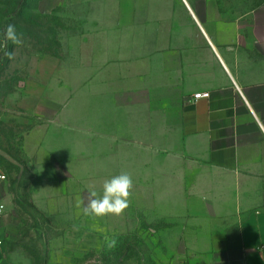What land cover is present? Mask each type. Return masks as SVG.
I'll list each match as a JSON object with an SVG mask.
<instances>
[{
    "label": "crops",
    "instance_id": "obj_1",
    "mask_svg": "<svg viewBox=\"0 0 264 264\" xmlns=\"http://www.w3.org/2000/svg\"><path fill=\"white\" fill-rule=\"evenodd\" d=\"M158 9L147 36L139 21L131 36L118 21L116 32L101 22L107 35L86 40L77 101L61 98L60 87L52 102L36 95L41 126L21 133L20 149L54 175L34 183V204L45 199L53 214L91 221L77 197L86 203L90 186L101 193L105 180L127 172L133 195L115 216L122 235L154 237L150 246L183 264H264V1L168 0ZM27 94L20 87L14 100ZM17 108V116L29 112L21 101ZM0 148L24 170L26 161ZM6 162L0 156V264H34L12 246Z\"/></svg>",
    "mask_w": 264,
    "mask_h": 264
},
{
    "label": "rangeland",
    "instance_id": "obj_2",
    "mask_svg": "<svg viewBox=\"0 0 264 264\" xmlns=\"http://www.w3.org/2000/svg\"><path fill=\"white\" fill-rule=\"evenodd\" d=\"M166 3L168 0H37L31 17L26 11L14 18L16 23L12 24L22 36L23 44L15 45V58L10 60L4 55L5 51L9 52L4 30L11 24L9 15L16 9L11 0H0V143L27 165L21 170L12 162L4 164L16 222L12 246L34 264H183L174 262L175 258L166 259L165 254L158 251L160 247L150 246L154 237L134 236L133 229H125L122 235L113 215L86 222L70 221L63 217L68 214H53L50 206L45 207V203L49 204L45 199L41 208L36 206L34 183L52 180L54 174L38 171L31 158L20 149L19 140L21 133L24 135L36 125L41 126V121H37L31 111L36 95H43L49 103L55 95L59 96L55 89L60 87L64 93L60 94L61 98L65 95L68 101L78 100L81 94L77 96L75 88L83 91L86 40L101 37L102 32L107 35V29L101 27L102 21L105 28L113 23L115 32L118 21L124 36H131L133 22L139 21L141 36H147L144 31L148 30L149 16ZM20 87H27L28 94L15 101V92ZM20 101L29 107V112L18 117ZM51 113L50 107L45 109L46 124L52 122ZM75 175L78 180L84 174ZM65 180L71 178L65 175L61 181ZM42 191L52 190L39 189ZM112 240L116 241L115 246L109 247Z\"/></svg>",
    "mask_w": 264,
    "mask_h": 264
},
{
    "label": "clouds",
    "instance_id": "obj_3",
    "mask_svg": "<svg viewBox=\"0 0 264 264\" xmlns=\"http://www.w3.org/2000/svg\"><path fill=\"white\" fill-rule=\"evenodd\" d=\"M5 41L15 45H22V36L17 33L14 24H8L4 30ZM8 59H14L15 53L5 51ZM134 182L131 175L123 172L105 180L102 184V192L98 193L95 186H90L85 200L77 197L76 208L82 209L83 215L93 218H102L108 215L121 216L130 206V198L133 195ZM116 241L112 240L109 247H114Z\"/></svg>",
    "mask_w": 264,
    "mask_h": 264
},
{
    "label": "trees",
    "instance_id": "obj_4",
    "mask_svg": "<svg viewBox=\"0 0 264 264\" xmlns=\"http://www.w3.org/2000/svg\"><path fill=\"white\" fill-rule=\"evenodd\" d=\"M14 8L16 9L14 13H11L10 16V23H14L15 16L21 17L24 15L27 11V13L32 16L33 8L37 0H11ZM16 23V22H15ZM6 45H8L9 52H13L15 48V44H13L10 41L6 42Z\"/></svg>",
    "mask_w": 264,
    "mask_h": 264
},
{
    "label": "built area",
    "instance_id": "obj_5",
    "mask_svg": "<svg viewBox=\"0 0 264 264\" xmlns=\"http://www.w3.org/2000/svg\"><path fill=\"white\" fill-rule=\"evenodd\" d=\"M209 93H199L195 95L196 99L202 98V97H208ZM7 176L4 173H0V179H6ZM5 212V205L4 204H0V217L3 216Z\"/></svg>",
    "mask_w": 264,
    "mask_h": 264
},
{
    "label": "water",
    "instance_id": "obj_6",
    "mask_svg": "<svg viewBox=\"0 0 264 264\" xmlns=\"http://www.w3.org/2000/svg\"><path fill=\"white\" fill-rule=\"evenodd\" d=\"M0 156L8 160L9 162H12L13 164L23 167L17 160H15L8 152L0 148Z\"/></svg>",
    "mask_w": 264,
    "mask_h": 264
}]
</instances>
